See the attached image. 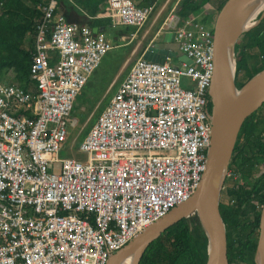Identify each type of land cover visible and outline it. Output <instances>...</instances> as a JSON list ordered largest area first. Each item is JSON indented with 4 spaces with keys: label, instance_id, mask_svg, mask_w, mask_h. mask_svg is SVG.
Returning a JSON list of instances; mask_svg holds the SVG:
<instances>
[{
    "label": "built area",
    "instance_id": "built-area-1",
    "mask_svg": "<svg viewBox=\"0 0 264 264\" xmlns=\"http://www.w3.org/2000/svg\"><path fill=\"white\" fill-rule=\"evenodd\" d=\"M58 6L46 0L36 23L35 92L0 77V264H107L189 199L206 169L212 29L175 9L154 38L173 32L192 62L137 57L80 143L86 160L58 158L68 127L77 125L76 98L113 48L104 33L69 22ZM107 7L132 38L153 9L132 0H107ZM53 163L57 173L48 171ZM240 182L227 169L221 190Z\"/></svg>",
    "mask_w": 264,
    "mask_h": 264
},
{
    "label": "trees",
    "instance_id": "trees-1",
    "mask_svg": "<svg viewBox=\"0 0 264 264\" xmlns=\"http://www.w3.org/2000/svg\"><path fill=\"white\" fill-rule=\"evenodd\" d=\"M45 1L0 0V77H9L23 89L32 92H35L36 83L30 79L31 52L36 23ZM103 1L105 0H73L75 5L85 11L97 7ZM132 1L136 6L149 5L151 2ZM208 1L182 0L177 13L182 19L190 14L200 13ZM60 2L65 1L60 0L59 4ZM222 3L221 1L218 9ZM207 13L203 14L201 21L210 27V16ZM257 20L254 28L239 35L241 43L234 57L238 87L264 68V14L261 16L260 13ZM252 49L255 51L250 52ZM85 114L87 117L89 113ZM76 115L75 110L73 116ZM83 121L81 118L80 122ZM260 158H264V103L243 122L228 165V169L238 173L242 181L221 190L226 198L225 201L220 197L219 207L226 229L229 264H256L254 256L259 213L253 200L264 203V167L256 174L254 171ZM206 259L207 236L197 215L191 214L152 241L142 254L139 264H205Z\"/></svg>",
    "mask_w": 264,
    "mask_h": 264
},
{
    "label": "water",
    "instance_id": "water-1",
    "mask_svg": "<svg viewBox=\"0 0 264 264\" xmlns=\"http://www.w3.org/2000/svg\"><path fill=\"white\" fill-rule=\"evenodd\" d=\"M258 0H226L218 9L212 23V45L214 72L208 88L211 116V144L207 153L206 169L189 199L178 204L169 212L147 226L129 243L111 255L107 264H119L130 253L132 264H139L148 245L167 228L182 218L196 214L207 236V259L205 264H229L225 224L220 212V192L223 176L228 169L238 133L245 119L264 103V68L255 73L244 85L237 86L235 79L234 47L239 34L231 42V52L226 47L228 32L234 31L241 13ZM264 11L261 13V16ZM159 40V41H157ZM174 41V33L166 32L148 45L142 57L149 61L164 62L176 57L190 64L187 55L178 54L167 47ZM259 232L254 260L264 264V204L259 215Z\"/></svg>",
    "mask_w": 264,
    "mask_h": 264
},
{
    "label": "rangeland",
    "instance_id": "rangeland-1",
    "mask_svg": "<svg viewBox=\"0 0 264 264\" xmlns=\"http://www.w3.org/2000/svg\"><path fill=\"white\" fill-rule=\"evenodd\" d=\"M181 1L182 0H179L178 7L180 6ZM220 2L221 1L219 0H209L204 5L203 11L200 13L202 14L207 13L208 10H212V11H215V13H217L218 11L217 9H218ZM176 9L178 8L176 7ZM263 11L264 9H262V11H260L257 14V16L252 21L253 22L252 27H250L246 31H249L250 29L254 28L257 25L258 15L262 13ZM215 16L216 14L212 15V17L210 18V21H208V24L211 23L212 25ZM201 18H203V16ZM199 20L201 19L199 18ZM110 32L111 31L109 29H106L107 35L113 37L110 34ZM120 42H119V45H117L116 43L114 44L113 41L111 42L113 45V48L102 57L99 67L94 70V73L89 77V80L85 84L84 88L82 89L80 94L77 96L76 98L77 100L75 101L76 105L74 104L75 105L74 112L76 110L77 115L73 116L77 119V125L74 127H68L67 140L61 146V149L59 150V153H58V158L60 159L75 158L77 160H86L87 153L80 150V143L82 141L81 140L82 135L86 136L89 129L94 124L95 120L97 119V116L108 104L110 97L113 94L112 92L115 89L116 84L121 81L122 77L129 71V68L131 64L134 62V60L137 57H139L137 53L136 54L131 53L132 46L130 45L132 44V42L129 43L128 46H123V47L122 45H120ZM240 43H241V40L238 38L235 44V47H234V57L237 51V47L239 46ZM254 51L255 49H252L250 52H254ZM169 61L172 64L182 66V63L176 57L170 58ZM186 82H187L186 79H182V84H186ZM85 113H89L87 117ZM81 118L84 119L82 123L80 122ZM263 167H264V158H260L257 161V164L255 166V170H254L255 174L259 170H261ZM59 168H60L59 163H53V164L48 165V171L50 172L57 173ZM220 197L222 200L226 201V198L223 196V191L220 192ZM253 202L256 204V207H257L256 210L260 215V211L264 203L261 204L260 202L256 200H253ZM258 232H259V228H258ZM234 264H246V263L235 262Z\"/></svg>",
    "mask_w": 264,
    "mask_h": 264
},
{
    "label": "crops",
    "instance_id": "crops-1",
    "mask_svg": "<svg viewBox=\"0 0 264 264\" xmlns=\"http://www.w3.org/2000/svg\"><path fill=\"white\" fill-rule=\"evenodd\" d=\"M64 1L65 2H60L59 4L60 6L59 13H62L69 22L88 24L89 26H91L94 32L104 33L106 38L111 42L113 41L114 44L116 43L117 45H119V42L121 41L120 45H122V47L128 46V44L132 42V44L130 45L132 46L131 53L132 54L137 53V55L139 56L142 55L143 51L146 49L148 45L155 43L156 39L154 38V36L156 31L158 30L162 22L165 20L167 14L172 9H175L177 12L176 7L178 8V4H179V0H150L151 2L149 5H151L153 8L151 15L149 19L146 21V23L136 32V36L132 38L130 36V31L126 26L122 25L117 18L110 17L106 0L103 1L101 4H99L97 7L91 8L89 11H85L82 8L75 5L73 0H64ZM207 12H208L207 14L210 16L209 17V21H210L212 15L216 13L215 11L212 10H208ZM203 14L197 13V14H190L189 16H192L195 18V20H198V22L203 23L201 20H199V18L201 19ZM112 24L113 26H111ZM210 27H212L211 23H210ZM106 29H109L111 31L110 34L113 37L107 35ZM167 47L173 49L178 54H181L178 51L176 43L174 41L167 43ZM125 75L122 77V79L125 77ZM120 82L116 84L113 92L116 90Z\"/></svg>",
    "mask_w": 264,
    "mask_h": 264
},
{
    "label": "bare ground",
    "instance_id": "bare-ground-1",
    "mask_svg": "<svg viewBox=\"0 0 264 264\" xmlns=\"http://www.w3.org/2000/svg\"><path fill=\"white\" fill-rule=\"evenodd\" d=\"M264 9V0H258L250 4L242 13L239 20L236 22L235 30L230 31L226 37V47L228 52H231V42L234 35L245 29H249L253 25V20L257 14ZM134 254L127 255L119 264H132Z\"/></svg>",
    "mask_w": 264,
    "mask_h": 264
}]
</instances>
